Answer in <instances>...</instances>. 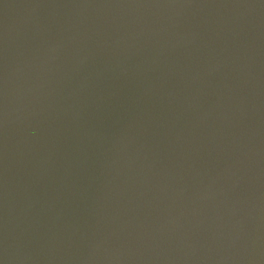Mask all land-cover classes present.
Here are the masks:
<instances>
[{
	"label": "water",
	"instance_id": "95a60500",
	"mask_svg": "<svg viewBox=\"0 0 264 264\" xmlns=\"http://www.w3.org/2000/svg\"><path fill=\"white\" fill-rule=\"evenodd\" d=\"M0 264H264V0H0Z\"/></svg>",
	"mask_w": 264,
	"mask_h": 264
}]
</instances>
